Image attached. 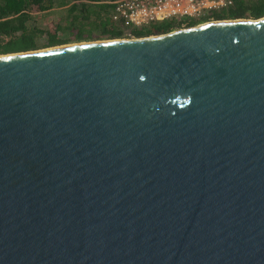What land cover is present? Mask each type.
<instances>
[{
    "label": "water",
    "instance_id": "obj_1",
    "mask_svg": "<svg viewBox=\"0 0 264 264\" xmlns=\"http://www.w3.org/2000/svg\"><path fill=\"white\" fill-rule=\"evenodd\" d=\"M0 264H264V16L0 53Z\"/></svg>",
    "mask_w": 264,
    "mask_h": 264
},
{
    "label": "trees",
    "instance_id": "obj_2",
    "mask_svg": "<svg viewBox=\"0 0 264 264\" xmlns=\"http://www.w3.org/2000/svg\"><path fill=\"white\" fill-rule=\"evenodd\" d=\"M66 7L65 24L68 32H74L78 40L135 37L164 33L181 24L177 18L167 21L151 22L143 26L127 27L112 19L114 4L108 0H0V53L37 49L69 42L62 23L57 30L44 29L47 40L39 39L42 28L36 26V11H47L55 7ZM214 18L232 19L238 17L264 16V0H236L229 8L213 12ZM247 17V18H252ZM207 18L190 19L188 25L205 21ZM220 20V19H219ZM35 23L34 25H31ZM63 23V24H64ZM76 42V41H75ZM72 43V42H69Z\"/></svg>",
    "mask_w": 264,
    "mask_h": 264
},
{
    "label": "built area",
    "instance_id": "obj_3",
    "mask_svg": "<svg viewBox=\"0 0 264 264\" xmlns=\"http://www.w3.org/2000/svg\"><path fill=\"white\" fill-rule=\"evenodd\" d=\"M114 4L112 19L127 27L177 18L182 24L190 19H213V12L229 8L236 0H108Z\"/></svg>",
    "mask_w": 264,
    "mask_h": 264
},
{
    "label": "rangeland",
    "instance_id": "obj_4",
    "mask_svg": "<svg viewBox=\"0 0 264 264\" xmlns=\"http://www.w3.org/2000/svg\"><path fill=\"white\" fill-rule=\"evenodd\" d=\"M65 11H66V7L63 6V7H55V8H52L50 10H47V11H36L35 12L36 13V26L42 28V30H43L41 36L39 37L40 40H42L43 42H45L47 40V35H46V33H44L45 32L44 29L46 31H48V29L50 28L51 30L56 31L57 30V24L59 22H61L63 29L66 28L65 33H64V30L63 31L61 29L58 30L61 35L64 34L63 37H68L69 42H72V43H77L79 41H82V40L77 39V37L75 35V33L77 31H74L71 33L68 32L67 25L64 23L65 22ZM247 17H252V16H247ZM252 18H254V17H252ZM218 19H221V18H213L211 20L216 21ZM222 19H225V18H222ZM205 21H207V20H205ZM202 22H204V21L198 22L197 24L202 23ZM34 24L35 23L31 22V25H34ZM194 25H196V24H194ZM187 26H189L188 23H186V24L181 23L180 25L175 26L174 29L187 27ZM126 37H135V36L133 34H130ZM92 40H98V39H92ZM69 42H66V43H69ZM40 48H43V47H40Z\"/></svg>",
    "mask_w": 264,
    "mask_h": 264
},
{
    "label": "bare ground",
    "instance_id": "obj_5",
    "mask_svg": "<svg viewBox=\"0 0 264 264\" xmlns=\"http://www.w3.org/2000/svg\"><path fill=\"white\" fill-rule=\"evenodd\" d=\"M211 21H214V20H211V19H209V22H211ZM204 22H208V20L207 21H204ZM203 23V22H202ZM200 24V23H199ZM183 28V27H182ZM84 42H86V41H84ZM69 44H71V43H69Z\"/></svg>",
    "mask_w": 264,
    "mask_h": 264
}]
</instances>
